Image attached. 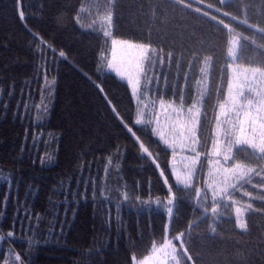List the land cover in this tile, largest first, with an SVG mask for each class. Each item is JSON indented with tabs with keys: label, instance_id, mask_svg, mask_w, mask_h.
Masks as SVG:
<instances>
[{
	"label": "trees",
	"instance_id": "1",
	"mask_svg": "<svg viewBox=\"0 0 264 264\" xmlns=\"http://www.w3.org/2000/svg\"><path fill=\"white\" fill-rule=\"evenodd\" d=\"M185 3L0 0V264H136L181 233L180 264H264V154L220 150L227 121L239 123L220 110L231 41L234 62L264 69V0ZM114 38L152 46L164 108L141 109L108 71ZM168 101L201 108L197 171L185 141L159 128L176 124ZM185 158L188 186L173 171Z\"/></svg>",
	"mask_w": 264,
	"mask_h": 264
},
{
	"label": "rangeland",
	"instance_id": "2",
	"mask_svg": "<svg viewBox=\"0 0 264 264\" xmlns=\"http://www.w3.org/2000/svg\"><path fill=\"white\" fill-rule=\"evenodd\" d=\"M226 1L228 0H225V2ZM114 40L117 41V43L112 44V52H111V57H110L109 64H108V71L113 72L120 79L126 81L129 84L132 94L135 98V101L137 102L138 106L141 109L144 108L145 110L147 109V106L149 105L152 108V110H154L158 105H160L161 100H164L166 102L167 100L163 99V96H162L163 89L160 90V87H159V83H160L159 77H158L159 72H157V61L155 60L152 54L154 50L152 46L150 44L140 43V42H136V41H132L128 39L114 38ZM125 41L131 42L137 45L145 44L148 46L149 59L146 60L144 73L142 72L144 77H146V83L148 85L146 100L140 96V85H141L142 73H140L138 76L137 69H136V60L140 52V49L129 47L128 44L124 43ZM239 43H240L239 37L234 36L231 41L230 51L235 50L236 55L235 57L230 55L231 60L233 61L229 63L230 74H231L230 84H233V77L236 75H239L240 76L239 83L243 85L242 91L244 92V96L239 98L240 103L243 104L247 102L248 98H246L245 95L247 92H249L247 90L249 87L253 93L250 99H253L254 102H259V100L262 97H264V75H262L261 73H255L254 75L251 70L261 69V71L264 72V69L255 67V66L242 65V64L234 62L236 60ZM109 65H111L112 67H109ZM116 69H119L121 72L125 73V75L123 77L119 76L116 72ZM245 69H248L249 71L245 72ZM136 79H139L140 84H139L138 90L134 94L132 84L129 83V80H132L133 82H135ZM233 91L235 92L236 89H234ZM160 92L161 94H159ZM154 102H157L156 107H153L152 105V103ZM168 102L172 104V108L169 112L174 113L173 115L175 116L173 117H174V121L176 122V124L169 126L170 120L164 116L162 117V120L159 124V128L162 131H168L173 136V138L177 137V138L183 139L180 133H181L183 126L187 124L188 119L191 116V113L188 112V109L193 106H186V105L184 106L183 104H176L174 103V101L173 102L168 101ZM221 104L224 105V110L226 113L230 109L233 108L232 104L228 101V91H227L225 102L222 101ZM173 109H176V111L174 112ZM196 109H199L200 117H201V108L195 106L193 111H195ZM200 117H199V120H200ZM231 126H232L231 124H228L227 129L230 128ZM259 131L261 130H258V133ZM258 133H257V140H256L257 143L259 142ZM197 138H198V135H197ZM229 139L230 138L224 134V136L222 137L220 141V147H221L220 150L224 155H233V150H234L235 145L233 146V150L231 153H228L226 151ZM169 147L173 148L172 146H169ZM195 147H196V150H197V147L199 149V143L196 144ZM198 152L200 153V156L197 160V164L194 167L195 171H197L198 165L202 158V153L199 150ZM176 154L177 153L175 152V155ZM178 154L180 153L178 152ZM181 155L183 156V154ZM190 155L191 157H194L196 153L191 151ZM188 161L189 159L185 158V160H183L182 163L179 165V170L177 171L175 167L176 166L175 164L176 160H175L173 171H174L176 178L177 176H179V173L187 174L189 172V169H191V172H193V168L190 166ZM169 243L175 246L176 251L174 253L172 252L171 247H168ZM181 246H182L181 239L177 240L176 237H172V238L167 237L163 244L159 245L158 247H155V249L149 255L138 260L136 264H177V261H179V264H180L181 260H180L179 251H180Z\"/></svg>",
	"mask_w": 264,
	"mask_h": 264
},
{
	"label": "snow or ice",
	"instance_id": "3",
	"mask_svg": "<svg viewBox=\"0 0 264 264\" xmlns=\"http://www.w3.org/2000/svg\"><path fill=\"white\" fill-rule=\"evenodd\" d=\"M198 2H203V0H198ZM174 3L178 5H183L184 7H191V4H186L185 0H174ZM219 3L223 5L225 3V0H219ZM208 7H212L211 4L208 5ZM194 11L196 12H201L200 8H195ZM217 11H220L219 8H217ZM22 15V14H21ZM203 15L207 16L208 13L204 12ZM225 16L228 15L227 12L224 13ZM111 14L107 17L109 22H111ZM211 19L216 20L217 18L215 16H212ZM219 23L221 25H224V21L220 20ZM246 23V22H245ZM225 28H228V25H224ZM252 27H255L254 25ZM260 31L264 32V28H261ZM104 35H111V33H104ZM113 43H117V41H113ZM124 43L128 44L129 47L131 48H139L140 52L138 54L137 60H136V69H137V75L139 76L140 73L144 71V61L149 59V49L148 46L145 44H133L131 42L125 41ZM61 56L64 55V53H60ZM230 55L235 57L236 53L235 50L230 51ZM109 67H112L109 65ZM249 71L248 69H245V72ZM252 73L255 75V73H261L264 75V72L261 71V69H252ZM116 72L119 76L123 77L125 73L121 72L119 69H116ZM246 79V77H245ZM240 76L236 75L233 77V84H230L228 86V101L232 104L233 110H236L237 115H236V120L239 121V123H233L232 120H228L227 123L231 124L232 126L228 129L224 130V134L229 137L230 139L228 140L227 144V149L226 151L228 153H231L233 150V146H247L248 148L252 149L253 151H256L259 154H264V97H262L259 100L260 107L256 109V115L254 116L252 114L251 109L254 107L253 101L251 99L247 100L246 104H241L239 98L244 96V92L242 91L243 85L239 83ZM129 83L132 84L133 92L138 90L140 81L139 79H136L135 82L132 80H129ZM236 89L234 92L233 90ZM179 99L183 100V97H178ZM165 101L161 100L160 102V107L164 108L165 107ZM168 107H171V104L168 105ZM195 108V105L193 107L188 109V112L191 113V116L188 119V122L185 126H183L181 130V136L184 139L185 143L182 144V147H187L189 148L192 152L196 153L194 157L191 158V163L195 164L200 156V153L197 152L195 145L198 144L200 141L197 138V130L198 126L200 124V111L199 109H196L193 111ZM221 110V115L227 116V113L224 110V105L222 104L220 106ZM175 112L176 109H173ZM242 115V118H241ZM137 123H141L140 120H137ZM149 123H151L149 121ZM245 124L248 125L247 129L245 128ZM258 130L259 131L258 133ZM160 136V138L164 141L165 144H168L169 141L164 138V133L160 132L158 129H154ZM257 133L259 135V142L257 143ZM220 134V126H217V135L219 136ZM147 152V149H145ZM213 153L214 155L219 156L220 151L216 146H213ZM236 157L233 155H224V160H234ZM242 165L240 164H235L233 168L225 169L226 172H232L235 174L237 169H241ZM247 171H253V169H248ZM246 173L244 171L239 172V178H243ZM192 172L191 169H189V172L186 174V176L181 180L179 176H177V180L180 181L181 183H184L186 186H188L190 180H191ZM231 187H235V185H231ZM223 193H227V188H224L221 190ZM199 191L196 192V195L199 196ZM221 193L219 192H213V199L215 200L218 196H220ZM172 203V200H169V204ZM216 208H212V212H216ZM237 212H239V209H237ZM168 213H172V208L168 209ZM247 227L246 223L243 221L239 222V228L245 229ZM183 234L181 233L179 236L176 237L177 240H180ZM168 247H171L172 252L174 253L176 251L175 246L171 245L169 243ZM186 251V249H185ZM190 259V257H189ZM177 264H179V261H177Z\"/></svg>",
	"mask_w": 264,
	"mask_h": 264
}]
</instances>
